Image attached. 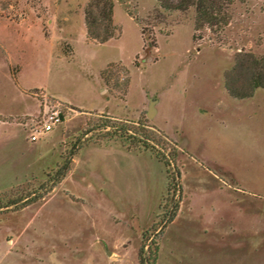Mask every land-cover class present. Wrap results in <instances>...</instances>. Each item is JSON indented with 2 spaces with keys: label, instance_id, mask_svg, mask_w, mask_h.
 <instances>
[{
  "label": "rangeland",
  "instance_id": "rangeland-1",
  "mask_svg": "<svg viewBox=\"0 0 264 264\" xmlns=\"http://www.w3.org/2000/svg\"><path fill=\"white\" fill-rule=\"evenodd\" d=\"M89 1L0 0V114H30L0 161V264H139L145 233L156 264H264V90L240 100L225 86L240 54L264 55V0L236 3L217 33L194 32L193 9L112 0L117 36L104 44L86 37ZM45 100L66 120L30 142ZM100 116L175 149L169 193L150 153L92 130Z\"/></svg>",
  "mask_w": 264,
  "mask_h": 264
},
{
  "label": "trees",
  "instance_id": "trees-1",
  "mask_svg": "<svg viewBox=\"0 0 264 264\" xmlns=\"http://www.w3.org/2000/svg\"><path fill=\"white\" fill-rule=\"evenodd\" d=\"M246 0H155L158 10L164 12H186L190 9L194 11V32H200L203 29H208L213 33L222 32L231 21V11L236 3H243ZM114 3L112 0H90L84 12V25L86 29V37L96 44H104L117 36V28L113 21ZM200 36L193 35V39H198ZM244 77L243 85L236 86L239 78ZM101 78L106 83L104 73H101ZM107 84V83H106ZM229 95L235 99H247L252 97L257 89L264 90V55L255 57L252 54H240L232 68V75L228 76L225 83ZM103 118L100 124H94L92 130H103L102 138L107 141L120 140L128 151L132 152H147L150 153L157 161L163 164L168 182L167 191L170 192L174 186V180H179L180 173L175 170L173 163L175 161V149L166 152L165 145L161 143L160 137H155V130L145 127L142 123L137 125L128 121H115L107 116ZM87 131L83 135L86 136ZM100 137V138H101ZM89 142L93 144L100 143L99 139ZM107 144V142L105 143ZM162 144V145H161ZM164 146V147H163ZM78 147L74 148L65 159L63 165L59 168L58 179H63L69 171L70 163L77 152ZM171 168L174 169L175 175L171 173ZM31 197V195H30ZM27 198V197H26ZM21 199L24 205L31 204L39 200L40 196H33L26 200ZM14 204V203H11ZM177 209V206L174 207ZM174 209V214H175ZM173 214V215H174ZM172 215V217H173ZM171 220V218L169 219ZM168 220V221H169ZM144 243L141 246L138 254L139 264H156L158 245L153 242V258L149 262L146 259L145 240H148L147 233L144 234ZM150 249V246H147Z\"/></svg>",
  "mask_w": 264,
  "mask_h": 264
},
{
  "label": "built area",
  "instance_id": "built-area-1",
  "mask_svg": "<svg viewBox=\"0 0 264 264\" xmlns=\"http://www.w3.org/2000/svg\"><path fill=\"white\" fill-rule=\"evenodd\" d=\"M68 108L59 101L45 100L35 120L26 123L28 140L37 142L66 120ZM67 111V112H66Z\"/></svg>",
  "mask_w": 264,
  "mask_h": 264
},
{
  "label": "crops",
  "instance_id": "crops-1",
  "mask_svg": "<svg viewBox=\"0 0 264 264\" xmlns=\"http://www.w3.org/2000/svg\"><path fill=\"white\" fill-rule=\"evenodd\" d=\"M100 91L102 92L101 89H100ZM66 103H68V102H66ZM29 115L30 114L26 113V112L16 113V114H0V161L3 162L4 159H6L5 154L8 152L11 144H13L12 142H13V138H14V132L17 129L23 130L20 122L17 121V118L18 117H25V116H29ZM157 115H158V109H156V116ZM92 146L99 147L98 145H92ZM111 146H113V145H111ZM111 146H102V147H111ZM124 150L126 152H128L125 148H124ZM7 171L9 172V170H7ZM7 171H5L3 173H2V171L0 172V179H8ZM6 188H8L7 185L4 186L3 188H0V191L4 190Z\"/></svg>",
  "mask_w": 264,
  "mask_h": 264
}]
</instances>
